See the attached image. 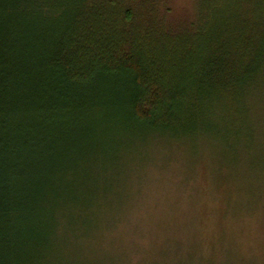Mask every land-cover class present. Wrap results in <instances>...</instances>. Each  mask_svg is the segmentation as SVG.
<instances>
[{
  "label": "trees",
  "instance_id": "1",
  "mask_svg": "<svg viewBox=\"0 0 264 264\" xmlns=\"http://www.w3.org/2000/svg\"><path fill=\"white\" fill-rule=\"evenodd\" d=\"M192 6L171 27L160 0H0V264H84L131 149L252 132L264 0Z\"/></svg>",
  "mask_w": 264,
  "mask_h": 264
},
{
  "label": "rangeland",
  "instance_id": "2",
  "mask_svg": "<svg viewBox=\"0 0 264 264\" xmlns=\"http://www.w3.org/2000/svg\"><path fill=\"white\" fill-rule=\"evenodd\" d=\"M160 1L171 27L186 26L193 0ZM257 112L251 133L240 122L223 124L216 140H154L140 156L125 154L124 199L116 214H96L98 226L83 236L84 264H264V112Z\"/></svg>",
  "mask_w": 264,
  "mask_h": 264
}]
</instances>
